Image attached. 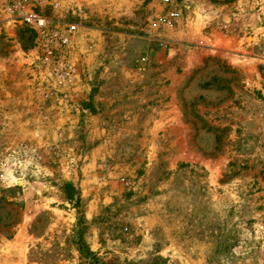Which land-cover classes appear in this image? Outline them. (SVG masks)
<instances>
[{
	"label": "rangeland",
	"instance_id": "rangeland-1",
	"mask_svg": "<svg viewBox=\"0 0 264 264\" xmlns=\"http://www.w3.org/2000/svg\"><path fill=\"white\" fill-rule=\"evenodd\" d=\"M31 5L49 35L0 14V264H264V0Z\"/></svg>",
	"mask_w": 264,
	"mask_h": 264
},
{
	"label": "built area",
	"instance_id": "built-area-1",
	"mask_svg": "<svg viewBox=\"0 0 264 264\" xmlns=\"http://www.w3.org/2000/svg\"><path fill=\"white\" fill-rule=\"evenodd\" d=\"M32 0H10L1 4L0 14L2 13L7 21L20 22L31 29L40 32L43 35H49V20L42 15L37 14L32 5ZM162 5L169 6L172 0H158ZM178 17V13L171 11L167 16L161 18L162 22L171 25L172 21ZM66 31L60 36L63 44H69L72 41V35L75 33L74 25H67Z\"/></svg>",
	"mask_w": 264,
	"mask_h": 264
},
{
	"label": "trees",
	"instance_id": "trees-1",
	"mask_svg": "<svg viewBox=\"0 0 264 264\" xmlns=\"http://www.w3.org/2000/svg\"><path fill=\"white\" fill-rule=\"evenodd\" d=\"M81 253H82V250H81ZM86 254H87L86 256L91 255V253H89V252H87ZM92 256H94V255L92 254Z\"/></svg>",
	"mask_w": 264,
	"mask_h": 264
}]
</instances>
